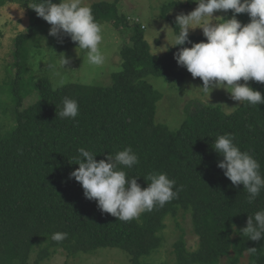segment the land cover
Listing matches in <instances>:
<instances>
[{
  "label": "trees",
  "instance_id": "trees-1",
  "mask_svg": "<svg viewBox=\"0 0 264 264\" xmlns=\"http://www.w3.org/2000/svg\"><path fill=\"white\" fill-rule=\"evenodd\" d=\"M7 2L21 4L30 17L26 32L16 37L18 52L22 40L45 20L29 7L33 0H0V7ZM178 5L172 1L162 7V16L172 23L176 35L179 26L168 12ZM89 6L99 23L126 22L115 1ZM143 29L139 22L132 26L129 42L119 52L121 69L111 75L109 85L69 83L53 88L48 79L39 78L33 85L37 99L20 108L18 79L23 69L18 66L12 87L15 124L0 137V264H28L32 251L33 264H40L54 248L78 255L99 247L120 248L130 254L128 264H144L142 259L161 244L165 218L179 210L189 213L198 241L193 250L182 239L174 243L176 264H219L224 256L237 264L245 255L247 264H264V239L249 241L239 231L246 227L248 215L264 210V190L249 204L243 185L233 186L217 167L222 157L213 149L218 135L232 134L234 143L259 162L264 176V104L244 103L226 113L219 105L195 102L176 130L156 123L160 93L145 78L155 75L181 81L174 54L191 44L174 43L163 55H155ZM188 39L206 42L201 35H188ZM250 87L264 96V83L251 81ZM64 97L78 102L75 120L56 116ZM129 146L139 163L131 169L121 166L127 178L137 177L145 188L144 177L162 172L176 181L174 191L182 190L164 207L123 222L102 213L94 200L85 198L82 186L68 177L79 167L74 164L79 148L94 152L100 161ZM55 232H66L68 237L54 242ZM250 247H256L255 254H248Z\"/></svg>",
  "mask_w": 264,
  "mask_h": 264
},
{
  "label": "clouds",
  "instance_id": "clouds-1",
  "mask_svg": "<svg viewBox=\"0 0 264 264\" xmlns=\"http://www.w3.org/2000/svg\"><path fill=\"white\" fill-rule=\"evenodd\" d=\"M29 7L51 25L49 36L62 43L63 33L77 44V48L85 50L89 64L101 66L105 63V56L99 47L103 38L102 26L95 19L92 8L83 0H59L58 3L33 0ZM219 10H232V18L211 23L213 13ZM240 13L249 15L248 24L242 25L236 19V14ZM177 25L180 30L175 36V46L188 43L191 47H180L174 59L193 78L202 80L203 86L199 89L210 97L213 89L224 88L239 105L264 104L261 92L247 83L250 80L264 83V0H199L193 11L176 16ZM197 27L203 30L206 42L193 43L188 39L189 29ZM69 63L70 58L63 55L62 66ZM241 80L243 84L238 83ZM57 115L61 119L75 120L79 115L78 102L64 97ZM213 149L222 157L217 167L223 170L233 186L243 185L247 201L252 204L264 190V176L260 172L259 162L248 151H242L230 133L218 135ZM95 156L94 152L79 148L74 163L79 167L70 172L68 178L82 186L85 198L94 200L102 213H108L119 221L129 222L146 211L162 208L182 190L176 188L174 191L176 181L162 172H152L144 177L147 181L145 188L137 183V177L127 178L121 166L131 169L139 163L137 154L130 146L114 155L110 153L106 160L97 161ZM239 231L249 241L264 239V210L248 215L246 227ZM67 237L66 232L51 234V240L57 243ZM246 251L251 255L257 249L250 247Z\"/></svg>",
  "mask_w": 264,
  "mask_h": 264
},
{
  "label": "rangeland",
  "instance_id": "rangeland-1",
  "mask_svg": "<svg viewBox=\"0 0 264 264\" xmlns=\"http://www.w3.org/2000/svg\"><path fill=\"white\" fill-rule=\"evenodd\" d=\"M116 2L118 14L126 18V22H115L113 19L101 21L102 41L99 45L105 56V63L94 66L87 62L85 50L70 45L62 35V43L57 38L48 35L51 27L46 21L35 32L25 37L16 52V37L26 32L30 25V17L26 8L21 4L7 2L0 7V137L8 134L14 124V100L12 87L21 66L23 72L18 82L22 96L20 108L27 107L37 99L34 82L39 78L49 80L53 88L69 83L105 86L111 84V75L121 69L120 49L129 42L132 26L139 22L144 27V36L151 53L163 55L175 43V30L172 23L162 16V7L172 1L181 5L169 10L168 16L176 21L180 13L188 14L197 7V3L188 5L189 0H83L85 4L94 2ZM233 16L232 10H219L213 13L211 23L221 22ZM242 25L249 23L247 13L236 14ZM117 25H116V24ZM203 23V22H202ZM196 25H190L195 27ZM189 35L203 36L199 27L189 29ZM191 47V45L187 46ZM65 55L70 63L61 64ZM177 70L183 74L181 81L173 78L167 81L164 77L148 75L145 79L160 93L156 103L155 122L163 124L169 130H176L188 116L189 110L195 102L219 105L226 113L231 112L239 105L233 101L224 88L213 89L209 94L199 87L203 82L199 77L193 78L185 67L179 66ZM251 81L247 83L251 85ZM226 83V82H225ZM243 84L244 81H238ZM161 244L152 253L145 256L144 264H176L174 256V243L182 239L189 250L197 246L195 234L189 213L179 210L174 216L170 215L164 220V227L159 232ZM35 251L29 255V263L33 264ZM130 254L116 247H99L89 253L70 255L61 248H54L50 255L40 264H128ZM219 264H232L229 256L221 258ZM237 264H247V256L240 259Z\"/></svg>",
  "mask_w": 264,
  "mask_h": 264
}]
</instances>
